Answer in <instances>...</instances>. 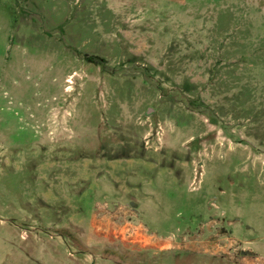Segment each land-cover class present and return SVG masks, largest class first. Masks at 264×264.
<instances>
[{
  "label": "rangeland",
  "instance_id": "obj_1",
  "mask_svg": "<svg viewBox=\"0 0 264 264\" xmlns=\"http://www.w3.org/2000/svg\"><path fill=\"white\" fill-rule=\"evenodd\" d=\"M0 264H264V0H0Z\"/></svg>",
  "mask_w": 264,
  "mask_h": 264
},
{
  "label": "crops",
  "instance_id": "obj_2",
  "mask_svg": "<svg viewBox=\"0 0 264 264\" xmlns=\"http://www.w3.org/2000/svg\"><path fill=\"white\" fill-rule=\"evenodd\" d=\"M63 239H61V241H62Z\"/></svg>",
  "mask_w": 264,
  "mask_h": 264
}]
</instances>
